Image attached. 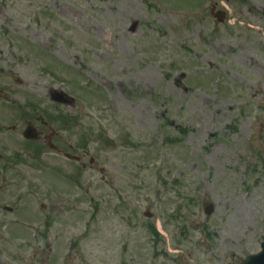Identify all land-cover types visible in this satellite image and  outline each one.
<instances>
[{"label": "rangeland", "instance_id": "rangeland-1", "mask_svg": "<svg viewBox=\"0 0 264 264\" xmlns=\"http://www.w3.org/2000/svg\"><path fill=\"white\" fill-rule=\"evenodd\" d=\"M41 112L84 170L27 159ZM0 158L24 218L3 264H239L264 231V0H0Z\"/></svg>", "mask_w": 264, "mask_h": 264}, {"label": "flooded vegetation", "instance_id": "flooded-vegetation-1", "mask_svg": "<svg viewBox=\"0 0 264 264\" xmlns=\"http://www.w3.org/2000/svg\"><path fill=\"white\" fill-rule=\"evenodd\" d=\"M14 208H5V207H1L0 208V218H3L2 222H0V227L1 225H12L13 226H16L18 225V222L16 221L17 218H16V212L13 211ZM5 210H9V212H6ZM8 217V219H10V221H8L6 218Z\"/></svg>", "mask_w": 264, "mask_h": 264}, {"label": "water", "instance_id": "water-1", "mask_svg": "<svg viewBox=\"0 0 264 264\" xmlns=\"http://www.w3.org/2000/svg\"><path fill=\"white\" fill-rule=\"evenodd\" d=\"M32 131L31 130H27V132L25 133V137L26 138H32ZM263 239V243L261 245L262 248V252L252 258H249L248 260L244 261L242 264H264V236L262 237Z\"/></svg>", "mask_w": 264, "mask_h": 264}]
</instances>
